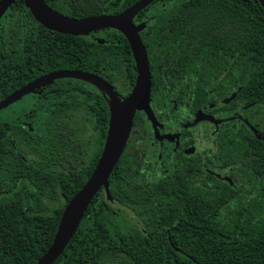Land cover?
<instances>
[{"label":"trees","instance_id":"16d2710c","mask_svg":"<svg viewBox=\"0 0 264 264\" xmlns=\"http://www.w3.org/2000/svg\"><path fill=\"white\" fill-rule=\"evenodd\" d=\"M45 1L83 18L117 14L139 0ZM149 15L151 43L175 37L178 51L195 57L204 72L222 47L241 45L244 94L250 98L256 85V108L264 107V8L258 0H157L138 17ZM96 34L108 42L49 30L25 0H16L0 20V101L66 69L125 80L128 91L137 73L127 38L111 28ZM14 105L0 115V264H37L65 207L96 167L110 108L93 85L74 78L55 80ZM256 128L264 136V116H256ZM239 151L250 162L239 171L245 184L236 187L218 178L199 185L180 168L147 185L125 150L110 177L114 201L104 190L96 195L54 264H264V140L252 136Z\"/></svg>","mask_w":264,"mask_h":264},{"label":"flooded vegetation","instance_id":"af4514ba","mask_svg":"<svg viewBox=\"0 0 264 264\" xmlns=\"http://www.w3.org/2000/svg\"><path fill=\"white\" fill-rule=\"evenodd\" d=\"M149 18L150 15L146 19L137 15L134 22L146 23L140 34L145 33L142 39L148 52L152 83L150 106L157 128L145 111L137 112L138 120L136 124L134 121L126 147L127 159L145 174L144 179L170 177L175 169L180 168L188 180H196L203 186L213 184L214 178L236 187L240 186L241 180L245 184L246 180L239 171L250 162V156L241 155L239 149L251 141L252 136L257 137L252 127L257 129L256 116H264V107L256 108V85L254 95L249 98L244 94L241 45L222 47L214 60L209 58V63L215 66L209 65V72H204L197 67L195 57L178 51L180 46L175 44V37L162 36L160 42L151 43L147 38L153 32ZM89 35L88 38L99 44L108 42L97 34ZM101 38L104 42L99 41ZM167 39L171 43H166ZM136 79L137 75L128 91L129 83L125 80L107 81L123 100L132 91ZM102 94L108 102L109 96ZM199 113L202 120L197 121ZM236 153L238 156L234 157ZM150 183L146 182L147 185ZM142 230L146 232V229ZM168 234L171 241L169 231Z\"/></svg>","mask_w":264,"mask_h":264},{"label":"water","instance_id":"95a60500","mask_svg":"<svg viewBox=\"0 0 264 264\" xmlns=\"http://www.w3.org/2000/svg\"><path fill=\"white\" fill-rule=\"evenodd\" d=\"M157 0H139L117 14H101L83 18H73L50 7L45 0H25L34 18L49 30L59 33L87 36L104 29H115L127 38L136 63L137 79L130 94L123 100L113 86L99 75L82 70H60L42 75L0 101V112L25 96L36 93L55 80L74 78L84 80L107 94L110 119L105 144L96 167L84 184L65 207L54 240L37 264H54L75 236L85 213L96 195L104 190L108 200L114 201L110 192V177L123 156L130 139L138 111H145L157 128V120L150 106L151 71L148 52L141 31L146 23L136 24L134 19L144 9ZM264 8V0H258ZM16 0H0V20ZM100 42H104L101 38ZM203 116H205L203 114ZM207 117V116H205ZM208 118V117H207ZM202 120L199 113L197 121ZM219 122V121H215ZM252 127V126H251ZM258 139H262L257 129L252 127ZM1 195V193H0Z\"/></svg>","mask_w":264,"mask_h":264},{"label":"rangeland","instance_id":"374dc122","mask_svg":"<svg viewBox=\"0 0 264 264\" xmlns=\"http://www.w3.org/2000/svg\"><path fill=\"white\" fill-rule=\"evenodd\" d=\"M14 104H16V103H14ZM14 104L12 105V107L15 106ZM10 109H11V107H9V108L5 109L4 111L0 112V115L9 112ZM78 119H79V120H83V119H85V116H84V115H79V116H78ZM89 132H91V130H89ZM153 180H154V179H151V178H146V179H145L146 182H147V181H149V183L151 182L150 184H153V183L156 181V180H154V181H153ZM243 184H244V182L241 180V181L239 182V185L241 186V185H243ZM128 217H129L131 220H133L134 223L137 222L133 213H128Z\"/></svg>","mask_w":264,"mask_h":264}]
</instances>
